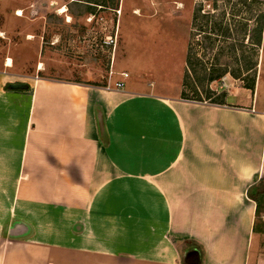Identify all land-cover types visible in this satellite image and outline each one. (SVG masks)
<instances>
[{"label":"crops","instance_id":"obj_1","mask_svg":"<svg viewBox=\"0 0 264 264\" xmlns=\"http://www.w3.org/2000/svg\"><path fill=\"white\" fill-rule=\"evenodd\" d=\"M14 64L0 63V264H186L189 239L202 264H264L247 196L264 178L255 92L210 103L119 88L113 68L99 86Z\"/></svg>","mask_w":264,"mask_h":264},{"label":"rangeland","instance_id":"obj_2","mask_svg":"<svg viewBox=\"0 0 264 264\" xmlns=\"http://www.w3.org/2000/svg\"><path fill=\"white\" fill-rule=\"evenodd\" d=\"M102 5L85 0H0V63L9 55L15 61L11 70L33 72L43 61L49 76L99 86L106 85L114 70L112 79L127 85L150 82L153 89L170 95L182 85V98L209 102L208 90L216 98L227 89L221 78L231 81L235 58L241 67L243 57H250L257 62L253 92L258 103L264 102V25L257 52L242 42L232 51V40L218 29L221 16L234 33L236 27H252L255 15L264 12V0H106ZM117 22L119 40L106 45L108 37L116 35ZM28 32L43 34L42 53L38 37L27 39ZM188 49L198 73L202 66L207 73L216 72L219 64L226 73L219 81L200 83L193 72L186 78ZM121 70L127 78L119 76ZM248 78L243 71L245 87ZM229 96L235 101L250 93L231 90ZM256 235L264 256V222L263 232Z\"/></svg>","mask_w":264,"mask_h":264},{"label":"trees","instance_id":"obj_3","mask_svg":"<svg viewBox=\"0 0 264 264\" xmlns=\"http://www.w3.org/2000/svg\"><path fill=\"white\" fill-rule=\"evenodd\" d=\"M87 2L93 3V4H99L103 6L102 4L106 2V0H85ZM102 3V4H100ZM91 6V5H89ZM199 11V9H198ZM221 21H219L218 26L219 30L222 33V36L227 39L232 40L233 49L232 51H235L237 46L239 47L240 42H242L243 46L249 45L253 46L254 52H257L259 47L262 44V32H263V25H264V12L259 11L254 18V24L252 27H249L250 25L246 24L245 28L241 30V28H235V33L233 32V28L229 27V25H225L222 22V16L220 17ZM246 22V21H245ZM217 26V25H216ZM248 27V28H247ZM245 38L248 39V42H244ZM214 42L212 44H209L210 46H213ZM231 44V43H229ZM228 44V45H229ZM244 46V47H245ZM227 48H231V45H229ZM188 49L186 54V72L185 77L189 78V75L191 72L194 73L196 80H198L200 83H203L204 81L211 82L214 80H220V78L223 76L224 73H226L225 69L222 67L223 64H219L223 69H216V72L213 73H207L206 70L203 68V66L200 68L202 70V73H198V69L195 66V61L191 59V53ZM235 53V52H234ZM239 59V58H238ZM235 58L236 66L231 70L232 77L234 79H240L242 72L249 73V78L246 83V88L254 90L255 86V75H256V69H257V62H253V60L249 57L248 59H245L243 57L242 66L239 67L240 63L239 60ZM199 69V70H200ZM210 70V68H208ZM192 85V84H191ZM10 86V85H9ZM8 85H6L7 88H9ZM245 86V85H244ZM28 85H26L25 88L27 89ZM225 91L220 92V96L214 98L212 95H214V92L211 90H208L206 92L207 98L210 100L211 103H220L223 104L225 101ZM247 196L253 200L256 204V212H255V221H254V227L253 230L255 233H261L263 232V219L262 218V212L264 210V178L259 179L258 181L254 182L247 190ZM188 244L193 246L194 248H197L200 251L201 254V261L199 264H202V257L204 255V248L203 246L194 239H189Z\"/></svg>","mask_w":264,"mask_h":264},{"label":"built area","instance_id":"obj_4","mask_svg":"<svg viewBox=\"0 0 264 264\" xmlns=\"http://www.w3.org/2000/svg\"><path fill=\"white\" fill-rule=\"evenodd\" d=\"M116 35H114V38L113 36H109L108 39L105 41L106 45H114L116 44ZM121 75L124 77V78H127L128 77V73L127 72H122ZM227 77L224 76L221 78V83H222V86L225 87V88H235V89H243L245 88L244 84H243V81L240 80V79H234V78H231V81H227L226 80ZM117 87L119 88H122L124 86V81H120L116 84Z\"/></svg>","mask_w":264,"mask_h":264},{"label":"water","instance_id":"obj_5","mask_svg":"<svg viewBox=\"0 0 264 264\" xmlns=\"http://www.w3.org/2000/svg\"><path fill=\"white\" fill-rule=\"evenodd\" d=\"M12 88H25V83H14L10 85ZM182 259L186 264H199L201 261V254L197 248H188L183 252Z\"/></svg>","mask_w":264,"mask_h":264},{"label":"bare ground","instance_id":"obj_6","mask_svg":"<svg viewBox=\"0 0 264 264\" xmlns=\"http://www.w3.org/2000/svg\"><path fill=\"white\" fill-rule=\"evenodd\" d=\"M18 14H20V12H18ZM7 62H8V63H10V60H9V59H7Z\"/></svg>","mask_w":264,"mask_h":264}]
</instances>
